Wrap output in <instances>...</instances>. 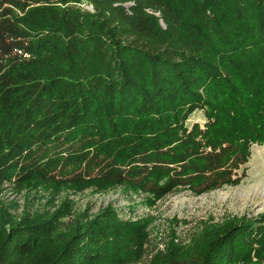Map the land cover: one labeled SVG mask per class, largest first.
Returning a JSON list of instances; mask_svg holds the SVG:
<instances>
[{"label":"trees","instance_id":"16d2710c","mask_svg":"<svg viewBox=\"0 0 264 264\" xmlns=\"http://www.w3.org/2000/svg\"><path fill=\"white\" fill-rule=\"evenodd\" d=\"M87 1L93 12L0 0V187L124 185L152 203L238 184L264 143V0ZM196 109L204 123L187 126ZM51 229L40 246L1 234L0 264H125L145 251L143 220L110 207L48 246ZM198 233L147 264H264V214Z\"/></svg>","mask_w":264,"mask_h":264},{"label":"rangeland","instance_id":"374dc122","mask_svg":"<svg viewBox=\"0 0 264 264\" xmlns=\"http://www.w3.org/2000/svg\"><path fill=\"white\" fill-rule=\"evenodd\" d=\"M82 5L94 11L87 0H83ZM155 14L158 15V12ZM160 25L165 27L162 21ZM145 41L154 48L161 45L153 39ZM204 121L203 111L196 109L189 115L186 124L190 126L198 122L202 125ZM250 152L245 163V176L238 184H224L201 194L178 187L152 203L149 200L151 194L124 185L107 188L92 185L77 189L40 183L24 184L22 187L5 183L0 187V236L3 233L16 234L14 241L31 238L36 246H40L46 240L40 239L44 234L41 231L48 224L52 226L50 235H47V240L50 239L47 245L50 246L52 242L60 243V234L71 230L79 220H90L110 207L121 221L143 220L145 223V251L139 258L125 264H147L156 253L167 248L171 239L185 246L203 228L232 218L252 219L264 214V143L253 144ZM237 172L240 174L241 168Z\"/></svg>","mask_w":264,"mask_h":264},{"label":"bare ground","instance_id":"6f19581e","mask_svg":"<svg viewBox=\"0 0 264 264\" xmlns=\"http://www.w3.org/2000/svg\"><path fill=\"white\" fill-rule=\"evenodd\" d=\"M250 189V188H249Z\"/></svg>","mask_w":264,"mask_h":264}]
</instances>
